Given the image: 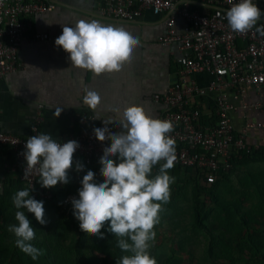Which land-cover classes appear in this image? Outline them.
<instances>
[{
	"label": "built area",
	"instance_id": "2783aa9c",
	"mask_svg": "<svg viewBox=\"0 0 264 264\" xmlns=\"http://www.w3.org/2000/svg\"><path fill=\"white\" fill-rule=\"evenodd\" d=\"M103 15L133 21L145 11L161 16L166 31L160 37L163 44H177L184 55L177 78L154 101L162 105L161 120H170L174 129L169 135L175 140L174 167L197 169L203 183L216 182L222 172L231 169L235 154L249 152L261 144H252L248 137L253 129H264V119L248 116L250 112L264 116V35L257 28L264 25V0H253L261 9L257 24L245 33L233 31L226 18L231 7L229 0H98ZM239 0H232L238 3ZM55 0H0V98L1 79L20 65L19 49L33 14L51 11ZM219 13V14H217ZM178 19L182 25L177 27ZM41 34L36 32L35 36ZM192 73L211 76L206 86L189 79ZM213 94L212 103L208 96ZM43 104L37 106L36 115L28 135L0 131V145L9 147L3 154V166L33 192L48 196L51 188L41 187L38 166L27 171L22 153L30 136L42 133ZM242 114L243 124L238 129L234 115ZM212 117L203 122V116ZM108 119L92 111L79 114L80 130H68L53 138L60 143L76 140L79 147L74 153V163L84 166L100 159L110 140H97L94 128L105 127ZM108 129L120 132L121 128L109 123ZM116 158V157H114ZM117 159V158H116ZM165 161H160L159 167ZM173 167V168H174ZM172 169V168H171ZM5 177L0 176V194L5 190ZM40 185L39 187L37 185ZM74 198L68 196L64 203Z\"/></svg>",
	"mask_w": 264,
	"mask_h": 264
},
{
	"label": "clouds",
	"instance_id": "9594fccd",
	"mask_svg": "<svg viewBox=\"0 0 264 264\" xmlns=\"http://www.w3.org/2000/svg\"><path fill=\"white\" fill-rule=\"evenodd\" d=\"M229 3L226 18L235 32L249 31L261 18V9L253 0L238 3L229 0ZM257 31L264 35V25ZM138 44V38L123 28L102 25L96 20H80L73 27L64 26L62 34L55 39V45L69 53L72 66L95 75L120 71ZM85 92L83 103L95 109L101 101L100 95L92 89L85 88ZM57 111L58 117L62 109ZM109 123L112 121H104L105 127L93 129L97 140L111 142L104 147L99 160L103 182L97 183L96 174L87 171L80 181L78 198L71 200L73 215L83 232L98 238H104L101 229L109 222L108 231L118 238L121 251L127 253L116 264H157L149 250L156 238L154 226L159 223L162 205L170 200V184L174 182L168 172L176 160L175 140L169 135L174 126L170 120L149 116L140 105H128L120 113V132L110 131ZM78 147L76 140L60 143L46 133L30 136L22 153L27 162L25 175L38 166L41 187L69 183L68 172ZM160 161L165 162L153 175V167ZM83 168L82 163L76 162L77 171ZM31 190L32 185L18 190L12 202L17 209L33 213L40 224H46L43 201L32 197ZM15 220L18 224L8 226L16 237L15 245L33 260L44 255V250L31 243L35 229L25 212L16 211Z\"/></svg>",
	"mask_w": 264,
	"mask_h": 264
},
{
	"label": "crops",
	"instance_id": "0c3cea01",
	"mask_svg": "<svg viewBox=\"0 0 264 264\" xmlns=\"http://www.w3.org/2000/svg\"><path fill=\"white\" fill-rule=\"evenodd\" d=\"M55 1L53 10L26 17L31 28L19 49L20 65L1 79L0 131L28 135L39 103L44 105L40 130L52 138L73 130L74 118L82 111H92L118 127L120 113L128 105H140L149 116L161 119L162 105L154 101V95L164 92L177 78L184 58L177 44L160 41L166 31L163 18L147 10L140 19L120 20L103 15L98 0ZM80 20L123 28L138 38V46L120 71L95 75L72 66L69 53L55 45L63 27H73ZM181 25L178 19V29ZM36 32L41 35L35 36ZM188 77L200 86H206L211 79L206 73ZM85 88L95 90L101 97L95 109L83 103ZM213 96H208L211 104ZM59 109L62 111L57 117ZM248 116L264 119L253 112ZM234 123L238 129L242 126V114L234 115ZM248 140L264 144V129H253ZM8 150L11 151L0 145V174L5 178L11 177L3 166V154ZM72 168H76L75 163Z\"/></svg>",
	"mask_w": 264,
	"mask_h": 264
},
{
	"label": "rangeland",
	"instance_id": "374dc122",
	"mask_svg": "<svg viewBox=\"0 0 264 264\" xmlns=\"http://www.w3.org/2000/svg\"><path fill=\"white\" fill-rule=\"evenodd\" d=\"M82 171L71 168L69 183H58L48 196L30 191L43 201L48 221L43 225L33 213L13 204V195L24 189L21 183L14 184L11 194H0V264H116L127 254L108 231L109 222L101 229L104 238L91 236L80 229L72 203H64L68 196L78 198L80 181L87 173ZM168 172L174 177L170 200L162 205L149 250L157 264H264V157L247 156L236 163L213 191L223 205L206 206L202 228L194 224L193 189L186 173ZM16 211L25 212L35 229L31 243L45 252L36 260L15 245L16 237L8 230L10 224H18Z\"/></svg>",
	"mask_w": 264,
	"mask_h": 264
},
{
	"label": "trees",
	"instance_id": "16d2710c",
	"mask_svg": "<svg viewBox=\"0 0 264 264\" xmlns=\"http://www.w3.org/2000/svg\"><path fill=\"white\" fill-rule=\"evenodd\" d=\"M81 113V112H80ZM78 113L75 118H74V131H78L81 128V125L79 123V114ZM209 119H212V117H207L203 116V122L208 121ZM10 156L12 155V152L9 151ZM247 156H254V157H264V144H261L259 148H253L249 152H242L235 154L231 160L232 166L231 169L228 172H222L221 175L218 177L216 182L212 184H206L203 183V179L198 175L197 169L193 167H186V168H180V167H174L172 169H169L168 171H173L176 172L178 170H184L186 173L187 177L189 178V181L192 184V189H193V210H194V224L199 226V227H204L203 219L206 217V206L209 203H215L216 205H223L218 198L215 195V190L217 188V185L225 180L233 171L234 166L236 163L243 157ZM114 160L116 158L112 157ZM99 160H94L92 164L88 166H84L82 173H86L88 170H92L96 175H95V180L99 181V179L102 178L100 175V168L101 165L99 163ZM80 162V160H79ZM159 167H153V174H155L158 171ZM1 176V174H0ZM20 183L23 185L24 188H27L22 182L18 181L15 177H6L5 179V190L3 194L10 193L11 194V188L15 185H20ZM17 185V186H18ZM214 191V192H213Z\"/></svg>",
	"mask_w": 264,
	"mask_h": 264
}]
</instances>
